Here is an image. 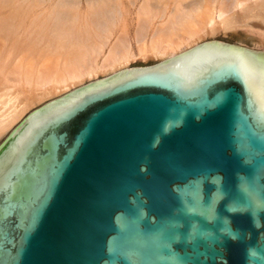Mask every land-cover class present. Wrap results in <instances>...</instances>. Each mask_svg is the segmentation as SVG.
<instances>
[{"label":"water","instance_id":"1","mask_svg":"<svg viewBox=\"0 0 264 264\" xmlns=\"http://www.w3.org/2000/svg\"><path fill=\"white\" fill-rule=\"evenodd\" d=\"M0 264H264V52L206 42L29 113Z\"/></svg>","mask_w":264,"mask_h":264},{"label":"bare ground","instance_id":"2","mask_svg":"<svg viewBox=\"0 0 264 264\" xmlns=\"http://www.w3.org/2000/svg\"><path fill=\"white\" fill-rule=\"evenodd\" d=\"M5 1L3 3L0 0V86H4L5 90L14 89V92H5V99L2 101L0 96V138L21 122L32 105L49 96L67 92L63 95L65 96L123 70L150 66L128 67L136 59L152 58L158 61L154 65L160 64L200 44L218 42H199L205 37L213 38L217 34L233 33L239 29L247 36L259 37L257 42L264 44V32L253 29L254 25L251 23L260 21L264 24V0H140L135 10L136 25L132 38L125 29L127 25L122 14L124 7L120 0H110L111 3L99 0L104 4L91 0L96 5L89 6L92 3L89 1L88 5L85 4L90 7L88 12L96 9L101 12L99 16L104 18L100 17L103 21L99 24L98 17L89 20L91 25L93 21V26L99 25H96L97 28L94 29L97 30L93 34L87 31L84 24L79 23L80 17L76 13L79 0H61L62 2L53 4L47 10L44 8L47 13L38 25L36 37L31 40L32 45L30 43L21 48L22 42L18 45L17 38L8 41L26 16L20 9L21 5L12 6L3 12V5L10 2ZM134 1L136 0L129 3L133 5ZM43 3V0H33V5L27 8L25 14ZM58 9L66 12L62 14L66 15L63 22L59 18L56 22L54 20L53 14ZM51 16L53 19L48 23ZM31 17L36 18L34 14ZM72 18L78 23L75 20L77 24L74 22L75 25H71ZM71 26L76 29L72 30ZM24 40L27 42L25 38ZM233 46L261 52L259 48ZM98 74L109 75L80 86L86 80L95 79ZM74 87L78 88L68 92ZM19 95L22 96L21 99Z\"/></svg>","mask_w":264,"mask_h":264},{"label":"rangeland","instance_id":"3","mask_svg":"<svg viewBox=\"0 0 264 264\" xmlns=\"http://www.w3.org/2000/svg\"><path fill=\"white\" fill-rule=\"evenodd\" d=\"M3 3H4V1L5 0H1ZM7 2H9V3H5L4 5H3V7H4V10H3V12H5V11H8L9 10V8L10 7H12V6H15V7H19L20 5V9H22L23 10V13H24V15L26 16V18L24 19V22L20 25V27L18 28V30H15L16 32H14V34L13 35H11L10 36V39H9V41L8 42H10V40L11 39H15V38H17L16 40L18 41V45H20L21 44V42H22V45L20 46L21 48H23L24 46H28L30 43V45H32V43H33V41H31L32 39H34L35 37H36V34H37V28H38V25L40 24V22L43 20V19H45V13H47V9H49L50 7H53V4H58V2L60 3V2H62L61 0H43V5L42 6H39V7H37L36 6V8H34L33 9V11L32 12H28V13H26L25 14V11L27 10V8H29L30 7V5H33L32 4V1L31 0H13V1H11V0H6ZM5 1V2H6ZM35 1V0H34ZM37 1H41L42 2V0H37ZM56 1H57V3H56ZM85 1H87V2H85ZM85 1H83V0H79V5H78V8L76 9V13H78V16L80 17V22L79 23H81L82 25L84 24L85 25V27H86V29H87V31L88 32H90V33H96L95 31L97 30H95L94 28H97L96 27V25L99 27V22H101V21H103L104 20V18L103 17H101V16H99V14H101V12H99L98 10H96L95 8V11L93 10V9H91V12L89 11L88 12V10L90 9V7H88L87 5L90 3V2H92V3H90L89 4V6L92 4H94V5H96V2H93V1H91V0H85ZM88 1H89V3H88ZM103 1H105V0H103ZM103 1H100L99 2V0L97 1L98 3H100V4H104V2ZM107 1V0H106ZM105 1V2H106ZM109 1V3H111L110 2V0H108ZM130 1H132V0H120V2H122V5H123V7H124V10H122V14H123V17L125 18L124 20H125V22H126V30H127V33H128V35H129V37L130 38H132L133 37V35H134V33H133V31H134V29H135V23H136V21H135V10H136V6H138V3L140 2V0H136V1H134V4L133 5H131L129 2ZM165 2L167 1V0H164ZM1 2V3H2ZM85 2V3H84ZM2 3V4H3ZM15 3H16V5H15ZM87 3V5H85ZM7 4V5H6ZM1 7H2V5H0ZM87 6V7H86ZM23 8H25V9H23ZM44 8L46 9V10H44ZM60 12H59V11ZM58 10H56L55 11V13L53 14L54 15V20H55V22H56V19H60V22L63 20L64 21V19L66 18V15H62V14H65L66 12H63V10H61V9H58ZM61 11H62V13H61ZM96 11H98V12H96ZM59 13H61V14H59ZM91 13V15H89ZM93 13V14H92ZM34 14V16L36 17L35 19H34V17L32 18L31 16ZM39 14V16H37ZM96 14H98V15H96ZM94 15V16H93ZM96 15V16H95ZM60 16V17H59ZM63 16V18H61ZM65 16V17H64ZM83 16H84V18H83ZM87 16V17H86ZM89 16H92L91 18L89 17ZM38 17V18H37ZM53 16H51L50 18H49V20H47L48 21V23L50 22V21H52L51 19H53L52 18ZM94 17V18H93ZM99 19H98V18ZM100 17H101V19H103V20H100ZM97 18V21H98V24H95V26H93L94 25V21L92 22L93 24L91 25V21L89 22V20L90 19H92V20H94V19H96ZM33 19V21H31ZM73 19V20H72ZM72 19H70V20H72L71 22L72 23H70L71 25H75L74 24V22H75V20L76 19H74V18H72ZM53 20V21H54ZM62 21V22H63ZM32 22V23H31ZM35 22V23H34ZM76 22H77V20H76ZM75 22V23H76ZM255 22V23H254ZM258 22V23H257ZM78 23V22H77ZM76 23V24H77ZM97 23V22H96ZM253 25H254V27H253V29H258L259 31H263L264 32V24H261L260 23V21H252L251 22ZM31 24V25H30ZM28 25H30V27L28 26ZM256 25H258V26H256ZM93 26V27H92ZM29 27V28H28ZM72 27V30L73 29H76V28H73V26H71ZM83 27V26H82ZM91 29H90V28ZM256 27V28H255ZM34 28V29H33ZM24 29H25V31H24ZM33 30V31H32ZM90 30H92V31H90ZM242 29H239V30H237L236 32H233V33H227V34H217V35H215V36H213V38L212 37H205L204 39H201V40H199V42H202V41H218V42H222V43H227V44H232V45H240V46H246V47H249V48H259L258 50L259 51H261V52H264V44H259L257 41H258V39H259V37H258V39L256 38V36L255 35H251V36H247V35H245V33L243 32V31H241ZM257 30V31H258ZM29 32H31V34L29 33ZM20 33V34H19ZM28 33H29V35H30V37H29V35H28ZM28 35V36H27ZM17 36V37H16ZM27 37V38H26ZM24 38L27 40V42H25V40H24ZM23 39V40H22ZM257 42V43H256ZM34 43H35V41H34ZM7 45H8V43H7ZM10 45H11V43H10ZM8 47V46H7ZM10 47V46H9ZM19 47V46H18ZM41 47V46H40ZM39 47V48H40ZM156 62H158L156 59H152V58H148V59H146V60H140V59H136V60H134V61H132L129 65H128V67H134V66H146V65H151V64H154V63H156ZM109 74H98L96 77H95V79H90V80H86L83 84H81L80 86H83V85H85V84H87V83H89V82H92V81H95V80H98V79H101V78H105V77H107ZM80 86H78V87H80ZM78 87H74V88H71L70 90H68V92L69 91H71V90H73V89H76V88H78ZM5 92H9V93H13L14 92V89H9V90H5L4 89V86H0V96H2V99H1V101L2 100H4L5 99V97H4V95L3 94H5ZM67 93V92H66ZM65 92L64 93H57V94H54L53 96H49L48 98H46L44 101H42V102H40V103H36V104H34V105H32L26 112H25V114L23 115V117H22V119L20 120V121H22L29 113H31L33 110H35V109H37V108H39V107H41L42 105H44V104H48V103H50L51 101H54V100H56V99H58L59 97H61V96H63L64 94H66ZM19 98L21 99L22 98V96L21 95H19ZM28 112V113H27ZM19 124V122L17 123V125ZM16 124L14 125V127L6 134V135H4V137H1L0 138V145L5 141V139H6V137L10 134V132H12L13 130H14V128H16V126H17Z\"/></svg>","mask_w":264,"mask_h":264}]
</instances>
